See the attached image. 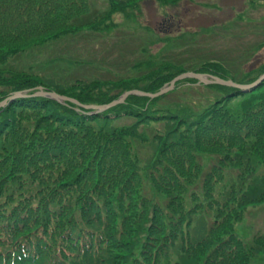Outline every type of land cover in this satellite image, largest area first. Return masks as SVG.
<instances>
[{
  "label": "trees",
  "instance_id": "obj_1",
  "mask_svg": "<svg viewBox=\"0 0 264 264\" xmlns=\"http://www.w3.org/2000/svg\"><path fill=\"white\" fill-rule=\"evenodd\" d=\"M139 1L108 0L99 11L89 0H0V101L41 86L105 105L132 89L154 93L187 71L240 84L264 72L263 62L248 67L264 40L238 54L213 51L194 40L209 28L188 40L164 34L186 59L161 58L136 77L80 78L89 61L66 57L44 60L40 69L58 68L52 76L31 64L5 68L81 30L107 29ZM146 60L124 68L143 70ZM187 81L98 113L36 96L0 107V264H251L264 254V233L245 242L234 232L249 206L264 203V79L247 93L202 85L224 95L198 111L165 97ZM242 94L234 115L227 100ZM24 109L39 111L33 123L21 119ZM123 118L132 121L116 122Z\"/></svg>",
  "mask_w": 264,
  "mask_h": 264
},
{
  "label": "rangeland",
  "instance_id": "obj_2",
  "mask_svg": "<svg viewBox=\"0 0 264 264\" xmlns=\"http://www.w3.org/2000/svg\"><path fill=\"white\" fill-rule=\"evenodd\" d=\"M89 1L99 11L108 8V0ZM233 23H239L240 26L234 27ZM105 24L108 26L107 29L92 32L81 30L74 36H67L41 48L40 53H36L34 49L31 54L20 56L18 62L9 60L5 68L16 69L15 66L20 68L22 65L31 64L33 69L41 72V75L44 73L46 76H52L55 74L53 70L58 68L40 69L44 60L66 57L71 59L70 61L80 60L82 63L89 61L88 65L82 64L86 67L81 76L79 75L82 71L77 72L76 75L80 78L88 79L89 74L96 76L98 73L102 74L99 76L102 78L136 77L141 72L157 66L159 63L157 60L161 58L178 62L186 59V54L179 55L180 48L173 45L167 46L162 41L165 35L169 34L173 40L187 32L188 40L204 28H209L210 34L196 35L195 41L208 43L205 48L213 51L219 49L223 52L235 51V54H238L241 50L251 46L248 45L249 43L257 44L264 40V0H181L177 7L162 6L154 0H140L136 9H127L125 13H117ZM143 59H147L146 61L150 63L147 68H142L143 70L135 71L131 67L124 68L131 61L134 63ZM262 62L264 64V46L257 52L252 64L250 63L248 67H254ZM61 64L59 68L64 69L63 64L65 63ZM201 86L195 81H187L180 85L173 94L165 97L179 95L178 100H169V102L182 105L186 103L197 111L211 103L216 97L222 99L224 91ZM80 87L77 86V88ZM247 96V94H242L227 100L228 107L234 115L238 114L239 105ZM163 100L161 99L158 103ZM34 110L24 109L17 110V112L23 114L20 116L22 120L33 123L39 112ZM49 112L50 108H47L46 113ZM131 121L132 119L124 120L123 118L116 122L123 124ZM199 162L204 163V160L199 158ZM206 164L209 166L211 163L207 161ZM261 169V167L258 168V171H262ZM234 232L245 242L252 241L253 236L263 234L264 203L249 206L241 221L235 224ZM259 255L258 258L251 260V264H264V254Z\"/></svg>",
  "mask_w": 264,
  "mask_h": 264
},
{
  "label": "water",
  "instance_id": "obj_3",
  "mask_svg": "<svg viewBox=\"0 0 264 264\" xmlns=\"http://www.w3.org/2000/svg\"><path fill=\"white\" fill-rule=\"evenodd\" d=\"M183 78H193V79L197 80L198 83L204 84V85L216 84V85H221V86H229V87H234V88H237L239 90H242L243 92H247V91L254 89L256 86L259 85V83L264 79V74L255 82H253L251 84L244 85V84L234 83L231 80H223V79H220L218 77L210 76V75H206V74L195 73V72H185V73H182V74L174 77L169 82V85L164 86L163 88H161L156 93L151 94V93L142 92L139 90H130V91L124 92L118 99H116V100H114V101H112L106 105H92V106L81 105L80 103H78L76 100H74L72 98H69V97H66L63 95H59L54 91L43 90L42 87H40V86L37 87L36 92L32 96L45 97V98L55 100L57 102H66V101L72 102L79 107H83L85 109H90V110H93L94 112H101V111H104V110L114 106V105L123 103L125 101V99L131 94L141 95V96H145V97H149V98H155V97L161 96V95L169 92L170 90H172V88L174 87V84L178 80H181ZM26 96H29L26 92H15L11 96H9L5 100H3L0 103V106H3L4 104H6L7 102H9L13 99L26 97Z\"/></svg>",
  "mask_w": 264,
  "mask_h": 264
}]
</instances>
